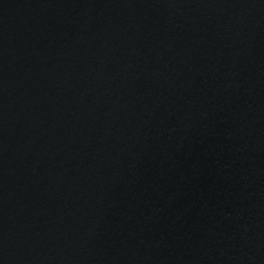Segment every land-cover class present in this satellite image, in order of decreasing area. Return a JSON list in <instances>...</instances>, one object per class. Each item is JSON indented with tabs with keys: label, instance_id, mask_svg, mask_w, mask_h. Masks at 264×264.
Wrapping results in <instances>:
<instances>
[{
	"label": "water",
	"instance_id": "95a60500",
	"mask_svg": "<svg viewBox=\"0 0 264 264\" xmlns=\"http://www.w3.org/2000/svg\"><path fill=\"white\" fill-rule=\"evenodd\" d=\"M0 264H264V0H0Z\"/></svg>",
	"mask_w": 264,
	"mask_h": 264
}]
</instances>
